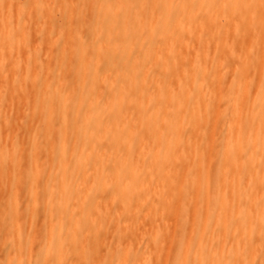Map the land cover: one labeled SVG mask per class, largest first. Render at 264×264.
<instances>
[{"label": "bare ground", "instance_id": "obj_1", "mask_svg": "<svg viewBox=\"0 0 264 264\" xmlns=\"http://www.w3.org/2000/svg\"><path fill=\"white\" fill-rule=\"evenodd\" d=\"M90 3L83 71L0 69L50 106L51 264H130L119 230L132 264H264V0Z\"/></svg>", "mask_w": 264, "mask_h": 264}, {"label": "rangeland", "instance_id": "obj_2", "mask_svg": "<svg viewBox=\"0 0 264 264\" xmlns=\"http://www.w3.org/2000/svg\"><path fill=\"white\" fill-rule=\"evenodd\" d=\"M90 4V0H0V69L18 72L42 70L41 73L45 74L53 71H83V66L75 63L85 58L87 53L86 58L92 55L84 50V45L92 40L91 24H96V19L92 16L94 6ZM148 71L149 82L153 76L152 68ZM22 91H2L11 100L9 97L7 100L4 93L0 94V264H51L54 257L52 252L56 250L58 243L52 244L50 201L54 163L50 106L34 99L40 93ZM19 98L20 102L17 101ZM139 116L144 120L148 113L142 112ZM221 121L224 122V118ZM135 149L133 147L130 150L133 156ZM119 213L118 210V217ZM187 217L188 214L181 217V222ZM143 223L150 222L143 220ZM151 224L156 228V234H160L162 223L155 219ZM118 232L117 253L127 242L126 249L131 253L129 261L132 264L137 245H147L149 242L136 241L123 236L120 230ZM104 246L100 245L95 249L102 258L108 255V249ZM155 262L156 260L149 258L146 260L148 264Z\"/></svg>", "mask_w": 264, "mask_h": 264}]
</instances>
